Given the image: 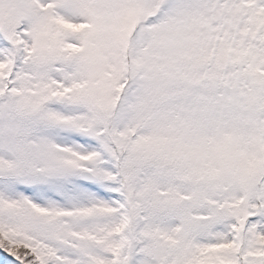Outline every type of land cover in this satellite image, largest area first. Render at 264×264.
<instances>
[{
	"label": "snow or ice",
	"instance_id": "1",
	"mask_svg": "<svg viewBox=\"0 0 264 264\" xmlns=\"http://www.w3.org/2000/svg\"><path fill=\"white\" fill-rule=\"evenodd\" d=\"M0 264H264V0H0Z\"/></svg>",
	"mask_w": 264,
	"mask_h": 264
}]
</instances>
